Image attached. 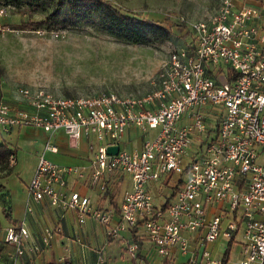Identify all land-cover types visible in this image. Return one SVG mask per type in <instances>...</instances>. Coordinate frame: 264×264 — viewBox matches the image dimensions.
I'll list each match as a JSON object with an SVG mask.
<instances>
[{"label": "built area", "instance_id": "built-area-1", "mask_svg": "<svg viewBox=\"0 0 264 264\" xmlns=\"http://www.w3.org/2000/svg\"><path fill=\"white\" fill-rule=\"evenodd\" d=\"M189 28L190 43L169 54L145 93L71 96L21 86L16 104L0 98V131L32 126L48 135L26 186L25 212L46 200L73 210L79 224L86 218L102 223L109 237L135 232L172 264H264V0H219ZM131 125L155 134L139 148H121ZM59 129L71 141L96 139L87 164H59L44 155L58 150L51 136ZM109 145H118L117 153H108ZM116 171L131 180L118 210L96 206L68 185L72 177L103 194ZM176 171L174 185L182 179L176 192L165 206L155 204L152 185L169 182ZM53 232L43 228L37 242L26 218L8 225L11 264H31ZM218 240L229 251L240 248L239 256H214ZM125 252L135 264H150L139 240L130 239ZM96 264H107L102 254Z\"/></svg>", "mask_w": 264, "mask_h": 264}, {"label": "rangeland", "instance_id": "rangeland-1", "mask_svg": "<svg viewBox=\"0 0 264 264\" xmlns=\"http://www.w3.org/2000/svg\"><path fill=\"white\" fill-rule=\"evenodd\" d=\"M113 1L138 15L166 19L172 31L170 37L149 45L136 44L115 38L84 22L57 31L42 28L22 29L18 27L21 21L39 18L41 14H25L23 10L0 2V96L5 94L9 99H14L17 88L21 86L42 88L55 95L71 96L89 95L103 90L123 95L145 93L153 87L151 81L169 54L190 43L189 22L207 17L213 13L219 2ZM44 8H47V4ZM26 127L30 128V138L17 149L15 169L18 173L13 172L10 177L0 180V186L23 183L34 166L38 135L36 128ZM16 131L17 129L14 133ZM193 146L194 143L188 149L190 152ZM176 173L177 171L172 176V181L176 178ZM125 180H128V176H125ZM119 182L112 190L106 191L114 201L119 200L124 192ZM172 185L173 182H167L156 187L157 203H161L168 196L173 190ZM4 219L6 217L0 206V228L5 225ZM217 242L222 243L221 240ZM217 245V254H221L224 244ZM239 249L233 247L230 250L232 260L239 256Z\"/></svg>", "mask_w": 264, "mask_h": 264}, {"label": "crops", "instance_id": "crops-1", "mask_svg": "<svg viewBox=\"0 0 264 264\" xmlns=\"http://www.w3.org/2000/svg\"><path fill=\"white\" fill-rule=\"evenodd\" d=\"M0 97L7 100L10 104H16V98L9 99L5 94H2ZM34 128H36V134L38 135V146L35 150L34 166L31 172L23 183H9L12 188L10 185L5 186L4 184L0 186V206L3 209V213L4 208L8 209L11 219H4L3 223L5 225L0 228V264H11L13 254L12 247L4 240V229L8 225L17 223L23 218H26V224L30 230L31 239L37 242H39V237L43 228L50 227L54 230L49 244L42 246L41 251L37 255L32 256L31 264H96L98 254L104 256L107 264H135L133 260L129 259L125 252L126 244L130 239H133V235L137 236L139 240L141 255L146 260L148 259L147 261H149L150 264H172L171 258L156 257L148 241L144 238L140 239L141 236L136 235L135 232H122L118 237H109L102 223L92 218H87L84 223L79 224L73 210H61L57 207H52L46 200L36 203L33 212L26 213V186L34 172L37 157L43 152L44 143L48 136L44 130L37 127ZM16 129L17 131L14 133ZM29 129V127L23 126L19 128L13 127L8 131H0V141L6 142L8 146L14 150L13 159L10 160V172L6 176H0V180L6 178L13 172L18 173L15 169L18 156L17 149L29 140ZM154 134V130H149L146 134H143L138 127L131 125L126 129L119 144L121 148H139L145 136L153 137ZM51 141L57 144L58 150L56 152L46 150L44 151V155L50 160L64 165L87 164L93 155V148L91 146L97 144L96 139L92 135H83L77 141H71L62 129L56 130L52 134ZM35 143L37 144L36 140ZM125 176L127 175L119 171L112 173L108 178V189L112 190L120 179H122L119 182L121 188H123L124 191L128 189L131 186V180L129 176L128 180H125ZM174 181L171 179L169 183L171 184V182H173L172 186H174ZM68 185L72 189L79 190L89 195L92 203L96 206H114L118 210L122 200L123 193L120 199L115 201V206L110 202L109 197L111 196L106 194L108 189L103 194H100L98 189L94 186H84L72 177L68 178ZM159 185L160 184H153L151 187L154 202L155 204H164L167 197L161 203L156 202L155 193L158 189L156 187ZM170 193L168 195H170ZM217 243L222 244L221 242H216L212 245L214 256H221L226 250H229L226 248L223 249L221 254H217ZM29 256L30 254L28 253L26 257ZM228 256L230 257V251Z\"/></svg>", "mask_w": 264, "mask_h": 264}, {"label": "trees", "instance_id": "trees-1", "mask_svg": "<svg viewBox=\"0 0 264 264\" xmlns=\"http://www.w3.org/2000/svg\"><path fill=\"white\" fill-rule=\"evenodd\" d=\"M0 2L23 10L25 14H41L39 18L21 21L18 27L22 29L42 28L57 31L84 22L115 38L143 45L166 40L172 32L166 19L159 20L138 15L134 11L122 8L113 0H0ZM45 4L47 8H44ZM13 152L14 150L6 142L0 141V176L9 174L10 156L13 157ZM181 182L182 179L179 178L163 206L168 203ZM109 198L116 206L112 197ZM4 215L11 220L7 208H4ZM133 239L138 241L135 235ZM10 246L14 250L11 244ZM228 254L229 250H226L224 261Z\"/></svg>", "mask_w": 264, "mask_h": 264}, {"label": "water", "instance_id": "water-1", "mask_svg": "<svg viewBox=\"0 0 264 264\" xmlns=\"http://www.w3.org/2000/svg\"><path fill=\"white\" fill-rule=\"evenodd\" d=\"M118 151V145H109L107 147V152L110 154H115Z\"/></svg>", "mask_w": 264, "mask_h": 264}]
</instances>
